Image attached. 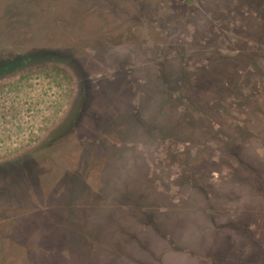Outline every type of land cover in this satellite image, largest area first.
I'll return each instance as SVG.
<instances>
[{"label": "rangeland", "instance_id": "374dc122", "mask_svg": "<svg viewBox=\"0 0 264 264\" xmlns=\"http://www.w3.org/2000/svg\"><path fill=\"white\" fill-rule=\"evenodd\" d=\"M21 1L3 0L14 4L17 23L22 19L33 28L0 33V212L15 214L9 206L16 198L43 204L65 199L62 212L49 206L42 213L75 216L81 223L66 264H114L105 248L85 239L89 230L83 223L99 231L114 224V216L139 209L145 214L140 233L123 241L150 251L144 264H264V0H215L207 21L202 17L208 14L199 12L203 0H164L160 45L154 55L141 50L143 63L153 64L140 71L144 78L150 75V83L137 87L138 106L130 103L123 116L113 113L111 122L101 107L96 124L83 96H92L83 75L92 58L75 60L73 36L63 30L59 10L67 4L34 0L28 8ZM10 14L2 18L9 21ZM187 15L199 24L183 27ZM47 18L50 24L41 28ZM8 50L15 56L4 54ZM184 58L189 62L180 63ZM171 60L176 64L163 69ZM189 77L202 87L193 91L194 107L181 101L190 90L182 79ZM142 159L143 174L153 180L149 189L166 200L163 211L187 216V237L163 239L162 231L170 230L161 213L144 206L152 198L125 184L139 182ZM100 166L106 176L95 178ZM101 198L102 208L77 209ZM175 225L185 230L180 219ZM150 238L171 251L157 243L151 248ZM6 260L0 257V264Z\"/></svg>", "mask_w": 264, "mask_h": 264}, {"label": "flooded vegetation", "instance_id": "af4514ba", "mask_svg": "<svg viewBox=\"0 0 264 264\" xmlns=\"http://www.w3.org/2000/svg\"><path fill=\"white\" fill-rule=\"evenodd\" d=\"M26 1L27 0L21 1L24 7L29 6V4H27L28 1ZM42 1H45L47 4L49 0ZM73 2L72 8L63 5V8H59V10L63 18V30L73 36L70 42L73 45L71 46L74 49L73 54L74 56L76 55L75 60L82 61L81 56H87V54H90L92 58V61L88 64V68L83 66V75H88V83L92 93L91 98L89 96L90 99L85 100L84 103L87 107L93 109L94 117L92 121L94 124L98 121L96 112L101 107L110 114V120H106V122H111L112 119H115L114 114L121 113V116H123L125 109L130 103L132 104L130 106L137 107L138 100H136V98H139L141 92L137 90V87L142 90L146 88V82L150 83V75L144 78V75H142L140 71L150 69V65H152L153 62L152 64L143 63V53H141V50L148 49L150 50V55H154L155 51L152 50L160 45L157 40L160 34L159 24L161 20L159 18L164 17L162 14L166 8L164 4L160 5L155 3L157 2L156 0H152L151 4L138 3L136 6L127 4V0H74ZM204 2L206 3L205 0H203V3ZM12 5L14 4L11 3L10 7L9 5L6 6L3 0H0V33H4V31L7 30L11 35L17 30V27L30 33V29L33 28V26L31 23L26 24L22 19L17 23L18 19L14 13L16 8ZM204 5L205 6L199 9V12L204 11L208 14L214 10V7L208 4ZM161 7L163 9H161ZM28 8H30V6ZM70 9H73V14L70 12ZM173 11L174 10L168 11L169 13L167 14L171 16L174 14ZM8 12L11 13L8 15L9 21L7 18H2ZM193 15L196 14L194 13ZM193 17L194 16L187 15L180 23L184 25L183 27H191L195 24L198 25L200 19L194 20ZM208 17L209 14L203 16L202 19L204 21L206 19L207 21ZM48 20L49 18L41 21V28L44 25L50 24ZM173 21V24L177 23V20ZM216 22L220 25L222 23L220 19H217ZM217 32L219 31L217 30ZM217 40L218 42L220 41V39ZM59 42V44L62 45L60 39ZM16 45L17 43L15 40L10 43L9 47L15 50ZM21 45H23V43ZM15 53V51L9 50L6 53L4 52V54H7L10 58L14 57ZM187 62H189V58H184L183 61L180 59V63ZM172 64H176V62L171 60V63L165 64L163 69L170 70ZM130 66L136 69L135 73L133 70L128 69ZM159 69L160 67H158V71L156 72L157 80L160 79ZM137 73L138 75L136 77ZM129 80L131 81L130 85L134 86L133 89H129L128 87ZM182 81L186 86H189L190 90H186L187 97H182L184 99L181 101L187 102V105H190V107H194V105L197 104L195 103L196 97L193 91L197 89L196 92H198L202 87L197 86L194 77H189L188 79L184 78ZM129 92L134 96L133 98H131ZM157 104L158 103H156V105ZM111 108H114L115 112H112L113 109ZM108 155L110 154L108 153ZM138 157H140V154H138ZM106 158L108 159L107 156L105 159ZM141 161L140 165L137 166L139 167L138 170L141 172L139 182L132 181L130 183L132 185L150 186L153 180L150 177L146 178L143 174L144 171H146L147 164L143 163V159ZM99 169H101V171L105 170V168L101 166Z\"/></svg>", "mask_w": 264, "mask_h": 264}, {"label": "trees", "instance_id": "16d2710c", "mask_svg": "<svg viewBox=\"0 0 264 264\" xmlns=\"http://www.w3.org/2000/svg\"><path fill=\"white\" fill-rule=\"evenodd\" d=\"M27 1H28L27 4H29V6H35L37 3L34 0H27ZM145 1L146 4L152 3V0H145ZM156 1L157 2L155 3L160 5L163 4L164 2V0H156ZM205 1L207 2L206 4L210 5L211 7H215V4H213L216 2L215 0L214 1L205 0ZM60 2H65L67 4L66 5L67 7L69 6L71 7V0H61ZM73 3L74 2L72 1V5ZM126 3L131 5L130 2H126ZM70 12L73 14L74 13L73 9H70ZM83 96L84 99L87 100V98H85V95ZM100 176L103 177L106 175L101 171V169H98L96 173L94 171L95 178H99ZM147 177H149V175ZM95 178H94V182H95ZM103 184L105 185L106 182H104ZM125 184L127 186H130L132 189H134L136 193H140L141 195V193L145 192L146 194L149 195L150 199L152 198L151 203L145 202L144 206L148 207L149 209L151 207V209H153L152 211H157V214L161 213L162 216L160 217V219H163L166 226H168L166 228H168V230L170 231L173 230L174 233V234L171 233L167 234L166 232L169 233L170 231L166 230V231H162V233L165 234L162 236V234L157 232L158 235H161L163 237V239L167 237L171 242L169 236L173 235L174 239L176 240L177 237H183V236L187 237L190 234V232L185 229L189 227V220L187 216H174L175 214L164 212L163 208L165 206H168L166 200L163 199V197H160L159 194L158 197L157 193L153 192L154 189L150 190L149 189L150 186L132 185L130 182H125ZM97 186H101L99 188L101 189L103 185L98 184ZM129 195H133V194H131L130 192ZM71 201L73 200L70 199L69 202L67 203H70ZM29 202L19 201V199L16 198L11 201V206H9V210L12 209L15 212V214H7L6 210H4L3 213L0 212V251H1L0 257L9 259L6 260V263L3 264H66L68 263L66 259L70 258L69 257L70 253H68L69 246L74 240L78 239L79 225L81 223H79L76 220V218H74L75 216L73 217L68 216L71 217L68 218L67 215H62L61 213H55L56 215H52L50 213L49 214L42 213L44 212L42 208H47L49 206L52 208V210L53 209L57 210L56 209L57 207L59 208V211L62 212L63 211L62 208L65 209V207L64 204L61 203L66 202L65 199L62 202L57 201V202H50L45 204L36 201L33 202V200ZM103 202L104 201L101 198V200H99L98 202L94 201L93 202L94 205L91 206L88 205V202H86L83 205L78 204L77 209L81 211L83 209L92 210V208L97 209L96 206L98 208H102L100 207V205H102ZM136 202L137 201H135V204ZM123 203H125V201L122 202V205ZM130 206L131 207L128 208H130L133 212L135 206L133 204H131ZM179 208L180 210L183 209L182 207ZM143 210L144 209L142 210L139 209L140 211L139 214H126V215L114 216L115 218H118V220H116L114 224L112 223V221L109 222L110 224L109 227L101 228L99 231H95L90 225L83 223L85 225V228L89 230L88 231L89 234L85 235V239L98 245L99 247L105 248L104 251H106V253L109 255V258H112L111 261L114 264H142V263L144 264V261L147 259L145 256L148 255L146 253L150 251L149 250L146 251L143 245L140 247L142 251L135 250V246L132 241H128V242L123 241V239H126L127 237L133 235L134 233H138V234L140 233L139 230H141V227L139 225V222L143 220V217L145 215ZM164 210L166 209L164 208ZM169 211L170 210H168V212ZM157 214L155 215V217L158 216ZM179 219L180 221L184 222L185 230L179 229L177 226L178 224L175 225V223H177ZM91 221L92 219L90 220V222ZM136 223L138 224L137 226H139V228L136 226ZM101 241L105 244V246L100 245ZM148 241L151 248L153 246V248L155 249V243H157L158 245H161V250L163 251L166 250V252L171 251L170 247L166 244H163L162 241L159 239L157 241L156 239L150 238ZM110 242L113 243L110 244ZM183 246L186 247V243L183 244Z\"/></svg>", "mask_w": 264, "mask_h": 264}]
</instances>
